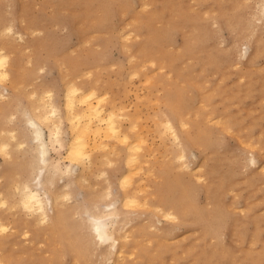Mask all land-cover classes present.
I'll use <instances>...</instances> for the list:
<instances>
[{
    "label": "rangeland",
    "instance_id": "1",
    "mask_svg": "<svg viewBox=\"0 0 264 264\" xmlns=\"http://www.w3.org/2000/svg\"><path fill=\"white\" fill-rule=\"evenodd\" d=\"M166 1L0 0V46L9 71L0 81V141L10 153L0 148V220L7 225L0 231V256L12 254L17 264H75L69 254L56 253L60 244L50 222H37L21 206L20 188L43 180L37 184L43 195L71 194L58 200L80 239L87 240L86 222L111 216L104 219L118 242L114 249L92 243V264H206L203 244H213L223 264H264V0ZM146 18L151 28L163 30L157 43L149 41ZM194 37L213 49L216 64L204 50L184 51ZM258 37L262 52L248 59ZM71 85L94 92L105 114L114 112L120 136L130 138L105 137L109 143L95 149L92 163L85 158L84 167V159L70 163L66 157L72 129L65 96ZM179 90L183 101L175 113L168 96ZM48 103L59 111L54 121L60 130L58 140L50 141L54 129L44 124L42 139L49 162H60L56 170L42 163L28 122L39 106L50 109ZM199 133H207L208 145L195 140ZM129 144L139 147L133 148L139 158L133 163L126 160ZM5 169L13 172L11 179ZM177 179L180 207L196 213L167 218L169 208L158 194L165 180ZM216 185L221 189L213 194ZM125 192L139 204L123 206ZM213 195L220 212L210 223ZM122 243L129 246L119 255ZM159 246L166 247L158 249L160 256ZM143 247L149 257L138 254Z\"/></svg>",
    "mask_w": 264,
    "mask_h": 264
},
{
    "label": "bare ground",
    "instance_id": "2",
    "mask_svg": "<svg viewBox=\"0 0 264 264\" xmlns=\"http://www.w3.org/2000/svg\"><path fill=\"white\" fill-rule=\"evenodd\" d=\"M90 1H93V0H90ZM172 4H173V1L169 0V1H166L165 6H169ZM176 8H177L176 4H174L173 10ZM261 12L262 13L259 17V21L261 24L264 25V6H263ZM171 16H172V14H169L167 16L168 20L170 19ZM147 20H148V18H146V20L144 21V25L148 26V30L151 33V37L149 38V41L152 43H157L160 41L161 36H163L162 35L163 30H161V29L156 30V28H151L150 24L148 23L150 20H148V21ZM100 21L102 22L103 20H100ZM231 21L232 20H228L229 23H231ZM9 30H10V27H9ZM260 43H261L260 38L259 37L255 38V41H253V45H252L253 49H252L251 53L249 54L248 59H253L255 56H257V55L259 56L261 54L262 46ZM193 47L194 48L196 47V49H198V50H204L206 53L207 59L210 61L209 62L210 64L212 61L214 64H216L218 62V58L216 57L217 55L213 52V49H211V50L207 49L206 50L205 47L200 46L199 40L196 39L195 37L192 40L187 39L185 41V44H184L185 50L184 51L188 50L190 52L193 49ZM1 49H2V47L0 46V81L5 80L7 78V75H9V73H8L9 71L6 68V63L8 62L7 61L8 55L6 53H3V51ZM150 49H153V48L150 47ZM17 66H18V62L16 61L14 64V67L17 68ZM13 74H15L14 75L15 76V82H18L19 72H15V70H14ZM246 90L250 91L249 88H246ZM180 91H181V93H179V94L177 93V91H171V93L168 96L169 100H170V104H173L172 107L174 110H176L175 113L176 112L180 113V106H181L182 101H183V99L181 98V96H183V93H182V90H179V92ZM0 96L4 97L5 94L0 92ZM94 97H95L94 92H90V93L84 92L77 85H73V86L71 85V87L69 86L66 90V96H65V99H66L65 100V108H66L65 114L66 115L65 116H66V118L68 117L67 120H70L69 124H71V126L70 125L69 126L71 127L70 130L72 129V134H71V137H70V140L68 143V147H67L68 150H67V154H66V157L70 160V163H74V162L82 163L83 159H84V161L86 160L85 158H87L90 163L95 161V160H93L94 159L93 152L95 151L96 148L99 149L103 145H105V143H106V142H104L105 137L106 138L117 137V138H120L119 140H122L123 136H124L123 139L129 138V136L127 137L126 133H124L125 135H123L122 137L120 136V133H122V132L119 131L120 124L117 123L114 112H110L108 114H105V111L101 105V99L93 101L95 99ZM40 100H42V98H40ZM44 100H42V102L44 103V106H46L47 104L45 105ZM47 102H49V101H47ZM49 106L51 107L50 109H48V108L45 109V107L43 108V107L39 106V109L36 111L37 117L31 118V116L30 117L28 116V118H30L28 122L30 125H32L31 127H33L32 129H33V132L35 134V138H37L39 140L38 141L39 142V149H40L41 159L43 160L42 163L45 162V164L47 163V165H54L55 170H56V168L59 169L60 162L58 161L59 165H57L55 163L51 164L49 162L50 160L45 155L46 151H47L46 144H45V141L42 139V127L44 124H47V125L51 126L50 127L51 129L52 128L54 129V131L50 132V138H51L50 141L58 140V134H59V130H60L59 125L60 124L59 125L56 124L54 119L59 114L58 113L59 111L55 105L49 104ZM27 113H29V112H27ZM182 122H184V121L182 120ZM223 125H224V123H223ZM2 130H1V132H2ZM120 130H121V127H120ZM3 132H5V130ZM199 134H197L198 136H195L196 137L195 140L199 141L201 144L208 145L209 141L203 136V134H207V133H199ZM12 135H13V133H12ZM91 136H94L95 140L92 141ZM175 136H176V134H175ZM128 140H126V143L128 142ZM121 142H123V140ZM107 143H109V142H107ZM107 143H106V145H107ZM133 143L137 144V141L135 142V140H134ZM135 144L134 145L129 144L127 146V148L130 150L129 155H127V156H129L126 159V160H128L127 162H130V161L132 162L133 160H135L134 159L135 157L138 158L136 155H135V157H133V154H132V153H135L134 149L139 148L138 146H140L138 144H137L138 146ZM7 146H9L7 144V142H5L3 140L0 141V148L2 149L1 151H6V154L9 155L10 153H7L8 152ZM115 146H113L114 149H115ZM38 152H39V150H38ZM104 158H106V157H104ZM138 159H136V161ZM70 163L68 164V166L66 168V172L68 174H70L74 170ZM78 163H76L77 166H78ZM84 163H86V161L82 163L83 167H84ZM83 167H82V170H83ZM87 168H89V167H87ZM58 169H57V172H58ZM43 170H44V168H43ZM129 171H131V169H129ZM210 171L212 174L216 173L214 168H211ZM42 172H40V175H38L39 177H37L36 179H38V178L41 179L40 176H41ZM4 173L7 174L8 179L12 178V173H13L12 171L5 169ZM83 178H85V177H83ZM36 179H34V181ZM86 180L87 179H85V181ZM77 181H79V180H77ZM44 182H45V180H44ZM127 182H129V179H127ZM178 182H181V179H177V180H173V181L165 180V183H164L165 186H164V188H162L160 190V192L158 194L157 200L160 203L165 204L169 208L165 212V216L167 218H168V216L170 218L171 217L173 218L176 215L188 216L189 214H195L196 213V210H190L188 212L187 209L180 207L179 200L181 198L177 197V194L174 193L176 186L178 187V185H177ZM41 183H43V180H39L36 183L35 187L31 186L30 184H26L22 189L20 188V190H21V195H20L21 196V198H20L21 202L20 203H21V206L23 209H25L28 212H32V214L34 215V219L37 222H39V223H41V222L43 223L45 221L50 222V224H49L50 228L49 229L51 230L50 232L53 235V241L59 240L57 242L60 244L59 251H57L56 253H67V254H69L71 256V258L73 259V263H75V264H92V261H91L90 255H89L90 249L92 247V243L96 247L107 248V247H113L116 244V242H118L117 237L113 233H110L108 230V227H107V221L106 220L108 219L109 214L107 215L108 217L106 216L107 219L104 217L106 220L101 216V217H95V218L93 217L94 221L92 219V221H93L92 224L91 223L89 224V222H86L83 225V227L85 229V234H86L87 240L80 239L79 234L75 232V230L73 229V226L71 224L66 223V220L69 218L67 216V209L65 210L64 208H62L61 204H63V202L60 203V201L58 200V199H60L61 196H63L62 198H64L65 200L67 199V201H68V198L70 197L71 194L68 195L67 193L63 192V193H54V196H51V195L46 196L47 195L46 193H45L46 195H43L37 187V184L40 187ZM137 183L134 184V186L131 188L132 194H134L135 191L137 189H139ZM181 187L185 188V186L183 184ZM42 189L44 190V188H42ZM220 189H221L220 186L216 185V187L214 188L213 194L218 193L220 191ZM183 193H184L183 194V196H184L187 194V191L184 190ZM124 194H125V196H124L123 201H122V203L124 204L123 206L131 205V204L132 205H134V204L138 205L139 204L136 196H133L132 194H130L128 192H125ZM213 197L214 198L212 199V202L214 204V210H213V212H209L208 218H207L208 222L213 221L220 212V209L218 207V204H219L218 197H216V195H213ZM3 200H5V198ZM6 201L3 203H7ZM49 204H51V206H52V209H51V211L53 210L52 214L49 213V209H48ZM51 206H50V208H51ZM161 208H160V211H161ZM171 208L173 210H170ZM90 218H91V216H90ZM90 221H91V219H90ZM6 229H7V225H5L0 220V231H2V230L5 231ZM206 232L209 234H212L211 229L206 230ZM127 233H128V230H127L126 234ZM126 234H125V237H126ZM129 234H130V232H129ZM127 236H128V234H127ZM129 236H128V238H129ZM125 237H122V238H125ZM1 242H2V240L0 239V250H1ZM125 245L129 246V244H127V243H122L120 249L117 251V252H119V255L121 253H123L121 251H122V247L123 246L125 247ZM113 249H114V247H113ZM115 249H116V247H115ZM158 249L159 250L160 249L166 250V247L159 246L157 248V250ZM159 250L157 251L158 256H160ZM214 250H215V248L213 247V244H211L209 246H206L205 244H203V248H202V251L200 254L204 257L205 263L206 264H223L224 258H222L220 256H216V253ZM124 253H126V252H124ZM149 253L150 252L145 251L144 247H143L139 251L138 254L141 257L142 256L147 257L149 255ZM108 254H109V252H108ZM122 257H120V259ZM16 261H18V260L14 259L12 254L4 253L3 255L0 256V264H17ZM115 263L117 264V262H115Z\"/></svg>",
    "mask_w": 264,
    "mask_h": 264
}]
</instances>
